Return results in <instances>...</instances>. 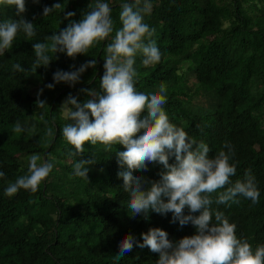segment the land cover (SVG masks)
<instances>
[{
	"label": "trees",
	"instance_id": "16d2710c",
	"mask_svg": "<svg viewBox=\"0 0 264 264\" xmlns=\"http://www.w3.org/2000/svg\"><path fill=\"white\" fill-rule=\"evenodd\" d=\"M215 1L149 0L152 9L144 20L155 28L152 39L162 56L159 63L145 66L143 56L137 54L135 86L138 91L159 94L163 84L170 123L183 128L190 139L206 143L210 157L225 142L232 145L235 154L229 162L236 166V174L230 179L233 184L244 181L250 171L260 192L259 202L238 196L239 203L231 207L213 203L211 208L224 212L229 223L236 225L237 238L246 239L255 250L264 246V0ZM94 2L26 0L23 18L36 26V35L28 38L18 32L12 47L0 54V172L4 173L0 177V264H156L158 253L135 245L117 259L119 242L131 234L142 243L141 234L153 228L167 232L174 244L196 234L191 224L172 223L171 213L132 217L129 194L117 176L115 154L124 151L123 146L105 152L99 144H86L82 157H72L62 136V128L71 122L59 110L63 100L71 95L83 103L90 99L84 90L99 91L104 49L121 27L120 6L135 0H104L112 10L114 31L87 55L71 59L48 53L53 60L47 68L36 73L12 71L14 63L30 69L35 60L33 44L50 43L45 37L70 22L64 19L67 12H74L71 19L79 22ZM55 3L63 8L43 17V9ZM18 19L15 15L13 20ZM91 59L97 61L95 68H88L75 86L46 87L55 83L57 70L72 71ZM38 98L45 101L43 108L36 105ZM16 122L26 127L34 124L35 129L13 133ZM32 154L53 163L52 172L36 193L20 190L5 196L8 184L27 174L25 156ZM90 156L96 163L88 167L87 179L76 177L74 164ZM169 163H175V158L170 157ZM162 171L159 163H148L147 171L134 170L133 175L143 178L141 187L147 190V181H158ZM229 186L212 193L213 200ZM184 213L189 214L187 208Z\"/></svg>",
	"mask_w": 264,
	"mask_h": 264
},
{
	"label": "clouds",
	"instance_id": "9594fccd",
	"mask_svg": "<svg viewBox=\"0 0 264 264\" xmlns=\"http://www.w3.org/2000/svg\"><path fill=\"white\" fill-rule=\"evenodd\" d=\"M0 5L12 6L19 17L18 20L0 22V54H3L12 47L18 32L22 31L28 38L34 37L36 26L23 18L26 0H0ZM120 7L121 27L104 49V71L99 91L84 90L90 99L83 103H78L71 95L67 97L59 110L71 122L62 128V136L72 149L69 152L72 157H82L86 144H99L105 152L111 151L113 146H123L125 150L115 154L120 169L117 176L123 180V190L129 194L128 208L132 217L143 214L147 218L150 212L171 213L172 223L178 222L181 227L191 224L196 234L175 244L160 228L142 233V243L129 234L119 242L116 258L131 252L135 245L158 253L156 264H264V246L258 245L253 250L246 239L237 238L236 225L229 223L225 213L211 208L213 203L231 207V204L239 203L238 196L251 200L253 204L258 203L260 192L255 178L247 171L244 181L237 180L233 184L230 177L236 174V166L229 162L235 154L230 143L225 142L222 149L210 157L206 143L190 139L183 128L170 123L164 110L167 98L163 84L159 94L136 89L138 73L134 65L137 54L143 56L145 66L159 63L162 54L152 39L155 28H150L144 20L152 9L149 0H144L142 6L141 0H135V3H123ZM62 8L61 3L45 7L43 17ZM111 11L104 0H95L88 5L79 22L71 19L74 12H67L64 19L70 22L66 28L45 37L50 43L33 44L35 60L31 68L25 69L20 63H14L12 71L36 73L41 67L47 68L53 60L48 53H54L55 58L57 54H66L71 59L87 55L90 48L112 35ZM96 63V59H91L78 69L73 66L72 71L57 70L53 74L55 83L46 87L53 89L60 83L75 86L81 75L88 68H95ZM36 105L43 108L46 103L38 98ZM34 129V124L26 127L16 122L12 131L31 133ZM47 134L52 133L49 130ZM170 157L175 158V163H169ZM95 163L94 156L81 158L74 164L73 174L87 179L88 167ZM148 163H159L164 171L159 173L158 181H147L150 187L142 190L143 178L134 176L133 171H147ZM52 170L53 163L41 162L39 154L31 155L27 174L9 183L5 196L12 197L20 190L36 193ZM3 176L4 173L0 172V177ZM226 185L231 186L213 200L211 194ZM185 208L188 215L184 213Z\"/></svg>",
	"mask_w": 264,
	"mask_h": 264
},
{
	"label": "rangeland",
	"instance_id": "374dc122",
	"mask_svg": "<svg viewBox=\"0 0 264 264\" xmlns=\"http://www.w3.org/2000/svg\"><path fill=\"white\" fill-rule=\"evenodd\" d=\"M216 3H218L219 1L218 0H216L215 1ZM0 8H1V10H2V12H4V19L2 20V21H4V20H7V19H12L13 20V18H14V16H15V13H16V11H14V9L12 8V6H4V5H0ZM182 71V70H181ZM37 90V89H36ZM200 95V91L198 90V88H196V90H195V96L197 97V96H199ZM65 102V100H63V102H62V104ZM33 155V154H32ZM31 155H29V156H25V158H29ZM42 160V159H41ZM26 162V161H25ZM42 162V161H41Z\"/></svg>",
	"mask_w": 264,
	"mask_h": 264
}]
</instances>
